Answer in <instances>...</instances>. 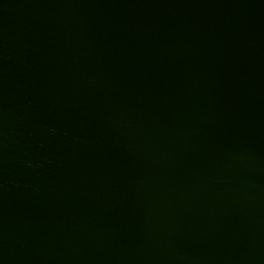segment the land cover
I'll list each match as a JSON object with an SVG mask.
<instances>
[{"label": "water", "instance_id": "water-1", "mask_svg": "<svg viewBox=\"0 0 264 264\" xmlns=\"http://www.w3.org/2000/svg\"><path fill=\"white\" fill-rule=\"evenodd\" d=\"M0 264H264V0H0Z\"/></svg>", "mask_w": 264, "mask_h": 264}]
</instances>
